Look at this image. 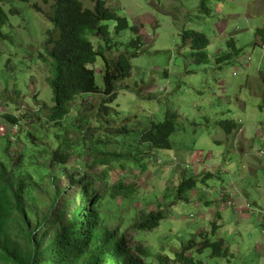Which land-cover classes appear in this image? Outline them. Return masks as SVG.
I'll return each mask as SVG.
<instances>
[{
  "label": "rangeland",
  "instance_id": "374dc122",
  "mask_svg": "<svg viewBox=\"0 0 264 264\" xmlns=\"http://www.w3.org/2000/svg\"><path fill=\"white\" fill-rule=\"evenodd\" d=\"M81 1L85 8L109 9L126 18L130 27L137 26L143 47L130 59L131 75L118 83L112 103L105 104L107 97L102 94L81 95L73 102L70 114L56 124L47 119L53 92L47 81L51 59L46 44L49 31L54 29L49 17L55 0H0L8 16L0 29V100L5 102L8 115L21 121L18 153L30 145L28 140L37 146L36 155L44 147L46 153H40L38 163L58 177L60 185L69 175L93 177V187L103 195L106 226L124 234L133 246L147 247L152 256L173 259L192 241L185 256L202 264H264V155L260 154L264 151V0L262 9L257 0H209L208 11L201 8V0ZM105 24L109 37L89 35L96 48L103 46L110 58L135 52L129 47L135 37L131 29L116 34L115 21ZM220 24L226 32H218L216 25ZM185 31L207 36V63L193 61L190 44L183 42ZM230 38L242 50V62L236 58L219 66L216 55L227 51ZM248 56L251 61L244 64ZM92 67L96 84L103 89L102 57ZM167 109L179 115L171 137L173 147L157 150L153 158L140 135L152 123L163 122ZM6 116H0V123H8ZM221 120L235 122L238 129L226 134L218 125ZM31 133L33 138L28 139ZM4 140L0 138V158ZM58 147L61 156L47 153ZM188 151L202 152L207 166L199 167L200 171L215 174L205 180L206 185L199 181L196 188L212 195L225 187L241 193L245 201L222 210L219 201L233 199L231 193H221L218 204L203 213L194 203L203 202L204 196H192L187 190L180 198L175 174L164 175V168L175 167L172 159L165 157ZM249 156L251 165L245 160ZM158 159L165 164H157ZM249 166L256 169V176ZM118 182L125 184L126 190L113 197ZM47 185L45 181L43 187ZM71 191L78 193L79 189L73 185ZM33 193L37 209L45 211L46 194ZM246 202L255 213H236L234 207ZM158 209L164 219L157 228H132L140 213ZM225 210L223 220L214 222L218 227H211L210 214ZM204 238L221 242L226 252L213 255L210 247L198 252ZM147 264L159 262L151 258Z\"/></svg>",
  "mask_w": 264,
  "mask_h": 264
},
{
  "label": "trees",
  "instance_id": "16d2710c",
  "mask_svg": "<svg viewBox=\"0 0 264 264\" xmlns=\"http://www.w3.org/2000/svg\"><path fill=\"white\" fill-rule=\"evenodd\" d=\"M208 1L201 0L200 4L206 11ZM49 18L54 29L49 31L46 40L51 59L47 81L52 88L53 105L48 108L47 119L58 124L70 114L73 102L81 95L102 94L107 97L105 104L112 103L117 97L118 83L131 75L130 59L138 55L143 43L138 27H130L126 18L109 9L85 8L81 0H55ZM7 19V13L0 5V29ZM107 21L116 22V34L132 30L135 37L129 47L135 48L134 53L127 51L110 58L103 46H94L89 35L99 39L109 37ZM182 37L184 43L190 44L193 61L198 65L207 63V36L185 31ZM226 47V52L216 56L219 66L234 62L242 52L233 38L226 42ZM99 56L104 62L103 89L97 86L92 67ZM262 78L264 80V74ZM105 110L109 109L106 107ZM6 119L8 122L18 121L14 115H7ZM178 120L177 112L167 109L163 122L152 123L143 130L140 140L147 145L150 157L154 158L157 150L172 149L171 137L177 130ZM218 125L228 135L238 129L233 121L221 120ZM19 136L16 141L4 140L3 157L0 158V264H147L151 258H156L159 264H202L185 256L186 251L192 248V241L176 252L173 259L163 255L152 256L142 244L133 246L124 234L106 226L101 209L103 195L93 187V177L86 173L77 177L69 175L64 183L67 185H60L59 178L47 173V169L38 163L40 153H46L44 147L39 152L40 156L36 155L37 146L28 140L30 145L24 151L21 147L18 153ZM29 138H33L32 133ZM60 148L47 153L59 157ZM45 181L48 185L43 187ZM198 182V176L181 177L177 195L181 197L185 191L196 188ZM73 185L78 187V193H72ZM34 190L46 194L48 201L43 212L35 205ZM113 190V197L121 196L126 185L118 182ZM163 219L161 209L142 212L132 228L151 231ZM200 246L198 252L210 247L212 254L217 256L225 251L221 242H210L206 238Z\"/></svg>",
  "mask_w": 264,
  "mask_h": 264
},
{
  "label": "crops",
  "instance_id": "0c3cea01",
  "mask_svg": "<svg viewBox=\"0 0 264 264\" xmlns=\"http://www.w3.org/2000/svg\"><path fill=\"white\" fill-rule=\"evenodd\" d=\"M258 2H259V8H261V6H262V4H263V0H257ZM262 9V8H261ZM264 12V11H263ZM260 15H262V12H258ZM216 29L218 30V32H220V33H224V32H226V28L222 25V24H220V25H216ZM227 37V36H226ZM220 53H222V51L220 52ZM220 53H218L217 55H219ZM216 55V56H217ZM220 127V126H219ZM221 128V127H220ZM222 130H224L223 128H222ZM224 132H225V130H224ZM227 134V133H226ZM231 135V134H230ZM216 142L217 143H220L221 141H220V139H217L216 140ZM193 152V151H192ZM192 152H187V153H183V155H181L180 156V153H178V154H175V155H179L178 156V158L182 161V162H184V160L185 161H188V159H189V157H190V154L192 153ZM240 153L242 152L243 153V150H241V151H239ZM156 154H158V152H156ZM223 155V154H222ZM173 157H176V156H167V157H165V159H167V160H170V159H172ZM213 158H216V156L214 155L213 156ZM245 160H246V162H247V164L248 165H251V161H252V159H251V156H249V157H246L245 158ZM174 166V165H173ZM199 167L200 166H197V165H195V166H175V167H173V168H168V167H166V168H164L165 170H164V175H170V174H175V177H176V180H177V184H178V182H179V180H180V178L181 177H189V176H199V181H202L203 182V185H206L205 184V180L206 179H211L215 174H214V172L212 173V172H209V173H206V172H203V169H202V171H200V169H199ZM217 167H219V166H217ZM250 167V173L251 174H253L254 176H256L257 174H256V169L253 167H251V166H249ZM220 170V169H219ZM221 171H222V166H221ZM220 171H217V172H215V173H219ZM174 176V175H173ZM208 177V178H207ZM205 189V188H204ZM201 191H204V190H200V189H198V188H194V189H192V190H190V193H193V194H191L192 196H195L194 194H196V195H198L199 197H202V196H204V204H203V202H200V201H197L196 203H194V206H195V208L196 209H198L199 211H202L203 213H207L208 211V209H211V207L213 206V207H215V204H218L217 202H216V199H218V198H221L220 197V194L221 193H225V192H228V194L229 193H231L232 194V199H233V203H236V204H238V205H240V204H242V202H244L245 201V199H244V197L242 196V194L241 193H239V192H235V191H233V190H228V189H226L225 187H221L220 189H216V192H214L212 195H210V194H207V195H205L204 194V192H201ZM239 191V190H238ZM203 193V194H198V193ZM222 195V194H221ZM196 197V196H195ZM180 198H183V195L180 197ZM215 201V202H214ZM214 202V203H213ZM220 202V201H219ZM242 206V205H241ZM204 207V208H203ZM226 211H228V210H225V211H221V212H219V214H217V213H215V214H213V216H212V214H210V216L209 217H212L210 220L212 221V225H211V227L213 226V227H215V228H217L218 227V225H217V223L215 224L214 222L215 221H217L218 219H220V220H223V214H225V212ZM217 214V215H216ZM236 215V214H235ZM206 217V216H205ZM251 219H249L248 218V220H246L247 222L248 221H250ZM206 232H208L209 233V231L208 230H206Z\"/></svg>",
  "mask_w": 264,
  "mask_h": 264
},
{
  "label": "built area",
  "instance_id": "2783aa9c",
  "mask_svg": "<svg viewBox=\"0 0 264 264\" xmlns=\"http://www.w3.org/2000/svg\"><path fill=\"white\" fill-rule=\"evenodd\" d=\"M264 47V46H263ZM237 61L238 63L242 62V57L239 56L237 57ZM251 61V57L248 56L245 61L244 64L248 63ZM7 107L6 104L3 100H0V116H5L8 115V111H7ZM16 117V116H15ZM18 119V117H16ZM23 118V116H22ZM22 131V124L21 121L18 119L17 122H5L4 124L0 123V137L3 138H9L11 141H16L17 136L20 134V132ZM264 139V137H263ZM261 155H264V151H260ZM209 159V156H207V160ZM172 162L174 164V166H202L204 167V169H206V161L204 160V154H202V152H192L190 154V157L188 159V161L186 162H181L179 160V158L174 157L172 159ZM157 164L161 165V164H165L164 160L158 159L157 160ZM233 206V201H231V199H221L220 201V207L223 209H229ZM235 212L242 214L243 212H247L249 214H253L255 213V210L252 208V206L250 205V203L246 202V204L242 205L241 207H234ZM263 213V218H262V223H264V211H262Z\"/></svg>",
  "mask_w": 264,
  "mask_h": 264
},
{
  "label": "clouds",
  "instance_id": "9594fccd",
  "mask_svg": "<svg viewBox=\"0 0 264 264\" xmlns=\"http://www.w3.org/2000/svg\"><path fill=\"white\" fill-rule=\"evenodd\" d=\"M173 158H174V157H173ZM173 158H172V159H173ZM177 158H178V157H177ZM179 160H180V159H179ZM180 161H181V160H180ZM181 162H182V161H181ZM184 162H186V161H184ZM178 166H180V165H178ZM188 167H189V166H188ZM190 167H191V166H190Z\"/></svg>",
  "mask_w": 264,
  "mask_h": 264
}]
</instances>
